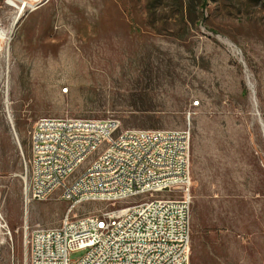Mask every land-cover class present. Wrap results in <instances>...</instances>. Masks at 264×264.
<instances>
[{"label": "rangeland", "instance_id": "rangeland-1", "mask_svg": "<svg viewBox=\"0 0 264 264\" xmlns=\"http://www.w3.org/2000/svg\"><path fill=\"white\" fill-rule=\"evenodd\" d=\"M146 1L0 0V264H27L28 231L68 208L22 201L43 116L189 126L190 264H264V0Z\"/></svg>", "mask_w": 264, "mask_h": 264}, {"label": "built area", "instance_id": "built-area-1", "mask_svg": "<svg viewBox=\"0 0 264 264\" xmlns=\"http://www.w3.org/2000/svg\"><path fill=\"white\" fill-rule=\"evenodd\" d=\"M190 140L189 126L37 118L20 172L23 204L57 194L68 208L56 226L28 231L27 264H190ZM85 203L96 206L74 213ZM0 229L8 231L1 215Z\"/></svg>", "mask_w": 264, "mask_h": 264}, {"label": "bare ground", "instance_id": "bare-ground-1", "mask_svg": "<svg viewBox=\"0 0 264 264\" xmlns=\"http://www.w3.org/2000/svg\"><path fill=\"white\" fill-rule=\"evenodd\" d=\"M16 1L18 0H7V3L11 6L17 7L18 13L22 12L24 7L27 6V3L24 2V5H17ZM6 37V32L4 30L0 29V38L5 39Z\"/></svg>", "mask_w": 264, "mask_h": 264}, {"label": "trees", "instance_id": "trees-1", "mask_svg": "<svg viewBox=\"0 0 264 264\" xmlns=\"http://www.w3.org/2000/svg\"><path fill=\"white\" fill-rule=\"evenodd\" d=\"M157 1H159V0H147L146 1V4H147V9L149 10V11H151L152 10V8L154 7V4L157 2ZM206 4V0H202V5L204 6ZM19 252V251H18ZM22 259H21V254H17V264H21V261Z\"/></svg>", "mask_w": 264, "mask_h": 264}, {"label": "crops", "instance_id": "crops-1", "mask_svg": "<svg viewBox=\"0 0 264 264\" xmlns=\"http://www.w3.org/2000/svg\"><path fill=\"white\" fill-rule=\"evenodd\" d=\"M260 201L262 210L264 211V192H261Z\"/></svg>", "mask_w": 264, "mask_h": 264}]
</instances>
